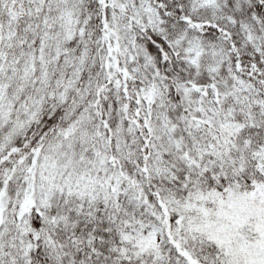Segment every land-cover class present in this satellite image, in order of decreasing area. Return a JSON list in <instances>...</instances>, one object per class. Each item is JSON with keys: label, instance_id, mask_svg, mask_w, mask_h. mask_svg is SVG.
<instances>
[{"label": "snow or ice", "instance_id": "obj_1", "mask_svg": "<svg viewBox=\"0 0 264 264\" xmlns=\"http://www.w3.org/2000/svg\"><path fill=\"white\" fill-rule=\"evenodd\" d=\"M0 264H264V0H0Z\"/></svg>", "mask_w": 264, "mask_h": 264}]
</instances>
